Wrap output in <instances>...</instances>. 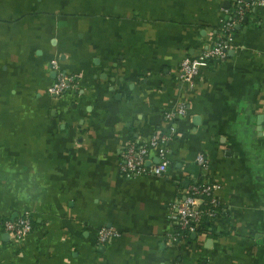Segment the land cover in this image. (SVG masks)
<instances>
[{
  "label": "crops",
  "instance_id": "0c3cea01",
  "mask_svg": "<svg viewBox=\"0 0 264 264\" xmlns=\"http://www.w3.org/2000/svg\"><path fill=\"white\" fill-rule=\"evenodd\" d=\"M234 2L0 0V217L33 223L24 240L0 228V264H264V5L224 60L178 80ZM52 60L78 78L61 98ZM180 104L167 173L125 176V145L168 133ZM201 176L220 214L172 240L171 213ZM105 227L118 235L102 243Z\"/></svg>",
  "mask_w": 264,
  "mask_h": 264
},
{
  "label": "built area",
  "instance_id": "2783aa9c",
  "mask_svg": "<svg viewBox=\"0 0 264 264\" xmlns=\"http://www.w3.org/2000/svg\"><path fill=\"white\" fill-rule=\"evenodd\" d=\"M237 4L231 19L224 22L221 30L217 33L216 40L200 55L186 56L178 69V80L194 86L200 71L209 67L216 60H224L232 46L236 25L243 20L248 9L254 5H264V0H235ZM229 13V10H226ZM212 43V45H211ZM51 68L56 72V78L49 85L47 91L56 98L64 97L78 84V78L65 71L58 60L51 61ZM187 108L180 104L175 109L167 111L165 120L170 124L168 133L155 132L149 139L142 142L136 138L129 141L123 150L121 172L127 177L140 175L162 176L167 173L169 167L167 144L176 135L175 123L178 118L185 116ZM154 152V153H153ZM157 159L154 161L153 159ZM197 162L207 169L209 162L200 154ZM219 186L206 176L194 177L183 188V197L178 201L171 213L174 230L169 237L172 240L186 238L197 230L205 220H216L220 214L217 190ZM0 228L14 240H24L33 230V223L28 214L15 219L0 217ZM100 242H106L109 238L117 236L118 232L113 228H101L99 230Z\"/></svg>",
  "mask_w": 264,
  "mask_h": 264
},
{
  "label": "trees",
  "instance_id": "16d2710c",
  "mask_svg": "<svg viewBox=\"0 0 264 264\" xmlns=\"http://www.w3.org/2000/svg\"><path fill=\"white\" fill-rule=\"evenodd\" d=\"M233 4V3H232ZM234 6H232V9L234 10V9H236V6H237V4L234 2V4H233ZM247 15V14H246ZM245 15V16H246ZM234 32H236V29H235V31ZM210 223V221L209 220H205L202 224H201V226H204V225H206L207 223ZM190 236H191V234L189 235V236H187L186 238H190Z\"/></svg>",
  "mask_w": 264,
  "mask_h": 264
},
{
  "label": "water",
  "instance_id": "95a60500",
  "mask_svg": "<svg viewBox=\"0 0 264 264\" xmlns=\"http://www.w3.org/2000/svg\"><path fill=\"white\" fill-rule=\"evenodd\" d=\"M193 234H195V232Z\"/></svg>",
  "mask_w": 264,
  "mask_h": 264
}]
</instances>
